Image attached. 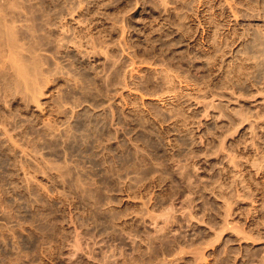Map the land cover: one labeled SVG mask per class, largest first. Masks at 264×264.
I'll list each match as a JSON object with an SVG mask.
<instances>
[{
  "label": "rangeland",
  "instance_id": "rangeland-1",
  "mask_svg": "<svg viewBox=\"0 0 264 264\" xmlns=\"http://www.w3.org/2000/svg\"><path fill=\"white\" fill-rule=\"evenodd\" d=\"M0 30V264H264V0H0Z\"/></svg>",
  "mask_w": 264,
  "mask_h": 264
},
{
  "label": "bare ground",
  "instance_id": "bare-ground-1",
  "mask_svg": "<svg viewBox=\"0 0 264 264\" xmlns=\"http://www.w3.org/2000/svg\"><path fill=\"white\" fill-rule=\"evenodd\" d=\"M202 1V0H201ZM204 2V1H203ZM1 31V30H0ZM1 37H2V35H0ZM1 43V42H0ZM4 56V55H3ZM240 68V67H239ZM21 70L20 71H22L23 72V70L22 69H24V68H20ZM24 71H25V69H24ZM23 74H26V73H23ZM168 78H170V77H167V80H168ZM169 81H170V79H169ZM171 83V82H170ZM172 86V85H171Z\"/></svg>",
  "mask_w": 264,
  "mask_h": 264
}]
</instances>
